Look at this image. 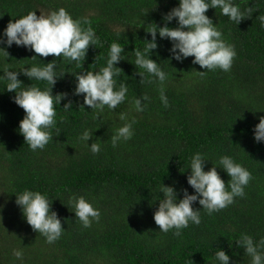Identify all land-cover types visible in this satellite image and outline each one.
Here are the masks:
<instances>
[{
    "label": "trees",
    "instance_id": "16d2710c",
    "mask_svg": "<svg viewBox=\"0 0 264 264\" xmlns=\"http://www.w3.org/2000/svg\"><path fill=\"white\" fill-rule=\"evenodd\" d=\"M234 3L242 11L252 7V17L236 25L219 9L206 13L226 42L235 46L237 55L227 73L218 69L201 78L195 71L204 69L192 64L193 57L183 62L170 59L171 44L157 35L158 48L151 58L169 75L165 86L169 107L164 108L158 86L140 84L131 52L144 48V42L151 40L149 24L163 26V15L178 6V0H0V33L10 21L29 12L39 16L64 8L74 20L87 18L100 39V45L89 48L82 68L52 56L37 57L41 63L59 62L57 71L65 76L52 95L68 93L73 101L68 112L62 111L67 100L56 106L57 125L43 151L33 152L25 143L19 133L25 113L13 102L15 93L0 83V264H216L217 247L229 255L230 264H250L234 242L242 233L254 241L264 238V143H256L252 131L264 116V27L257 18L264 16V0ZM175 26V20L169 24ZM113 42L125 47V61L116 67L129 84L125 103L114 111L136 120L132 139L116 148L111 136L125 121L107 108L95 119L90 108L80 109L83 97L72 95L73 75L106 66ZM6 50L9 58L0 56V70L5 63L12 70L39 64L30 61L36 54L24 47L13 44ZM18 79L25 86L33 84L42 90L46 86L23 75ZM145 95L150 98L143 102L147 107L136 113L130 101ZM85 129L93 133L89 145L96 139L104 142L99 154L93 155L79 140ZM196 152L213 163L220 155H230L247 168L252 179L245 196L234 198L232 205L212 215L194 204L201 210V224L190 223L179 237L171 231L158 232L153 213L159 186L187 188L193 194L186 176ZM217 171L227 184V174ZM25 189L46 193L53 200L52 210L65 230L55 243H46L33 231L15 204V194ZM70 194L84 196L99 208V222L82 228L68 206ZM13 250L23 251L22 262L15 259Z\"/></svg>",
    "mask_w": 264,
    "mask_h": 264
},
{
    "label": "clouds",
    "instance_id": "9594fccd",
    "mask_svg": "<svg viewBox=\"0 0 264 264\" xmlns=\"http://www.w3.org/2000/svg\"><path fill=\"white\" fill-rule=\"evenodd\" d=\"M209 9H219L221 16L227 17L236 25L246 17L250 19L254 12L252 7L242 11L234 0H178V6L163 15V26L149 24L151 27L147 33L151 40L144 42V48L142 50L134 48L131 52L135 57L133 65L137 69L136 74L141 78L140 84H156L164 108L169 107L165 94L169 75L160 67V63L151 58L158 48L157 35L160 40H167L171 44L170 59L183 62L193 57L192 64L204 69L194 70L201 78L218 69L227 73L232 68L237 55L235 46L226 42L218 29V24H214L206 15ZM257 18L264 27V16ZM174 20L176 26L169 27ZM13 44L34 52L36 55L30 61H39L37 57L52 56L60 58L59 62L68 64L75 62L77 67L82 68L89 48L100 45V39L87 18L74 20L64 8H59L47 14L40 12L39 16L35 11L29 12L15 22L10 21L0 33V45H5L0 47V56L9 58L6 49L11 48ZM124 48L118 42L111 43L106 66L97 71H81L73 75L75 87L72 95L83 97L80 109L90 108L91 112L95 113L94 118L99 119L107 108L109 112L118 115L121 121H125L111 136L113 148L132 139L133 125L136 123L135 118L129 120L127 114L114 111L125 103L129 92V84L121 79L122 71L116 67L121 61H125ZM59 62L56 59L48 63L39 61V64L19 70H12V66L5 63L0 70L2 73L0 83L5 85L4 90L15 93L13 102L25 113L19 122V133L33 152L43 151L52 140V130L57 125L56 106H59L62 100H67L62 111H71L73 107V101L68 99V93L52 95L58 80L65 76L62 70L57 71ZM20 75L30 81L44 82L46 86L43 90L33 84L25 86L18 79ZM149 99L147 95L134 97L130 103L136 113H142L147 107L143 102ZM252 131L254 141L264 143V116L259 118V123ZM79 140L93 155L100 153L104 143L96 139L89 145V141L93 140V133L88 129L82 132ZM209 163L211 167H208ZM205 168L208 170L205 171ZM217 169H221L230 178L227 184ZM187 171L189 174L186 176V182L193 190V194H189L187 188L178 191L175 186H165L162 183L159 186L158 195L155 197L158 207L153 213L158 232L167 234L171 231L174 236L179 237L190 223L199 226L201 210L195 209L194 204H198L207 215L219 212L232 205L234 198H243L244 189L252 179L248 169L237 163L230 155H220L213 163L201 152H196L190 157ZM15 198V204L26 223L33 231L43 236L46 243L53 244L62 237L65 230L57 212L52 210L53 200L46 193L25 189L15 194ZM68 206L73 209L75 220L84 229L90 228L94 222L98 223L100 220V209L94 207L84 196L70 194ZM2 208L3 206H0V210ZM234 243L237 248L243 249L244 256L250 258V264H264V238L254 241L252 236L242 233ZM12 254L16 260L23 261L22 250H13ZM213 259L216 264H230L229 255L219 247L215 249Z\"/></svg>",
    "mask_w": 264,
    "mask_h": 264
}]
</instances>
